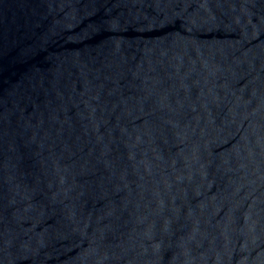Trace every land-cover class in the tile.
Here are the masks:
<instances>
[{
  "label": "water",
  "instance_id": "1",
  "mask_svg": "<svg viewBox=\"0 0 264 264\" xmlns=\"http://www.w3.org/2000/svg\"><path fill=\"white\" fill-rule=\"evenodd\" d=\"M0 264H264V0H0Z\"/></svg>",
  "mask_w": 264,
  "mask_h": 264
}]
</instances>
